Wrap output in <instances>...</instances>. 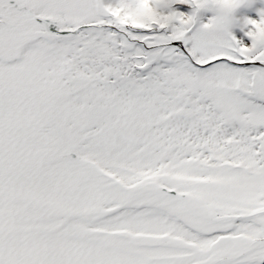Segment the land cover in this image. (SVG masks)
I'll list each match as a JSON object with an SVG mask.
<instances>
[{
    "label": "snow or ice",
    "instance_id": "6c2138e0",
    "mask_svg": "<svg viewBox=\"0 0 264 264\" xmlns=\"http://www.w3.org/2000/svg\"><path fill=\"white\" fill-rule=\"evenodd\" d=\"M237 10L0 0V264H264V9L240 38Z\"/></svg>",
    "mask_w": 264,
    "mask_h": 264
},
{
    "label": "clouds",
    "instance_id": "9594fccd",
    "mask_svg": "<svg viewBox=\"0 0 264 264\" xmlns=\"http://www.w3.org/2000/svg\"><path fill=\"white\" fill-rule=\"evenodd\" d=\"M208 3L209 0H203ZM221 13H231L232 11L241 8L242 5L253 3L254 0H211Z\"/></svg>",
    "mask_w": 264,
    "mask_h": 264
},
{
    "label": "rangeland",
    "instance_id": "374dc122",
    "mask_svg": "<svg viewBox=\"0 0 264 264\" xmlns=\"http://www.w3.org/2000/svg\"><path fill=\"white\" fill-rule=\"evenodd\" d=\"M260 2H261L260 4H253L254 7L252 9H254L253 11H256V12L252 13V16L250 18H253V19H258L259 18L258 15H257V10L258 9H264V0H260ZM253 3H255V2H253ZM185 9H187V10L190 11V9L188 8L187 5L183 6V8L181 10H185ZM241 14H242V16H241ZM248 14H249L248 7H242V8L238 9L235 12V17H236V19L238 21V26L237 27H239V24H242L243 23V20H244L243 17L244 16L249 17ZM245 31H247V29H245ZM235 35H237V38H240V37L243 36V35L242 36L241 35H238L236 33H235ZM248 43H250V41H248Z\"/></svg>",
    "mask_w": 264,
    "mask_h": 264
},
{
    "label": "flooded vegetation",
    "instance_id": "af4514ba",
    "mask_svg": "<svg viewBox=\"0 0 264 264\" xmlns=\"http://www.w3.org/2000/svg\"><path fill=\"white\" fill-rule=\"evenodd\" d=\"M254 2L255 3H252L251 7H248V9H249V14H248L249 18L252 16V13L256 12V11H253L254 9H252L254 7L253 4H260L261 3L260 0H254ZM241 16H242V14H241ZM245 17L246 16H244L243 18H245ZM233 32H235L236 34L241 35V36L244 35V33L241 32L240 27H237V26L233 28Z\"/></svg>",
    "mask_w": 264,
    "mask_h": 264
}]
</instances>
